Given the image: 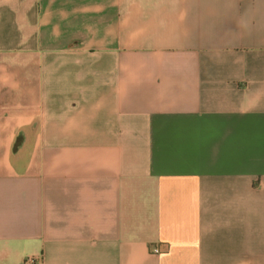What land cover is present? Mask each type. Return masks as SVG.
Masks as SVG:
<instances>
[{"label": "crops", "instance_id": "1", "mask_svg": "<svg viewBox=\"0 0 264 264\" xmlns=\"http://www.w3.org/2000/svg\"><path fill=\"white\" fill-rule=\"evenodd\" d=\"M0 264H264V0H0Z\"/></svg>", "mask_w": 264, "mask_h": 264}]
</instances>
